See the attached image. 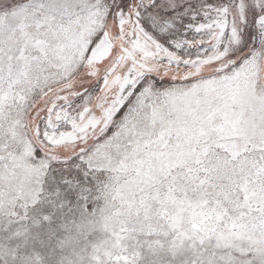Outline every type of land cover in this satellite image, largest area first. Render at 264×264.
<instances>
[{
  "label": "snow or ice",
  "instance_id": "6c2138e0",
  "mask_svg": "<svg viewBox=\"0 0 264 264\" xmlns=\"http://www.w3.org/2000/svg\"><path fill=\"white\" fill-rule=\"evenodd\" d=\"M0 264H264V0H0Z\"/></svg>",
  "mask_w": 264,
  "mask_h": 264
}]
</instances>
